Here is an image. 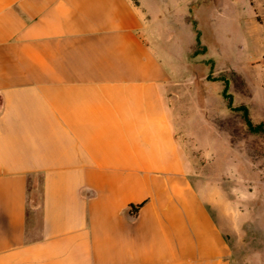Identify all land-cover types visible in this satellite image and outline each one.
I'll list each match as a JSON object with an SVG mask.
<instances>
[{
    "label": "crops",
    "instance_id": "1",
    "mask_svg": "<svg viewBox=\"0 0 264 264\" xmlns=\"http://www.w3.org/2000/svg\"><path fill=\"white\" fill-rule=\"evenodd\" d=\"M160 9L0 0V264H232L173 124ZM197 18L264 54V0H198Z\"/></svg>",
    "mask_w": 264,
    "mask_h": 264
},
{
    "label": "rangeland",
    "instance_id": "2",
    "mask_svg": "<svg viewBox=\"0 0 264 264\" xmlns=\"http://www.w3.org/2000/svg\"><path fill=\"white\" fill-rule=\"evenodd\" d=\"M157 2L170 20L161 39L165 64L174 66L167 100L191 178L223 228L231 263L264 264V133L252 132L237 109L245 105L254 124L264 122V54L241 28L220 44L205 24L198 44V0ZM33 198L40 205V188Z\"/></svg>",
    "mask_w": 264,
    "mask_h": 264
},
{
    "label": "trees",
    "instance_id": "3",
    "mask_svg": "<svg viewBox=\"0 0 264 264\" xmlns=\"http://www.w3.org/2000/svg\"><path fill=\"white\" fill-rule=\"evenodd\" d=\"M197 42H198V44H202L200 31L197 32ZM225 94H227V93H225ZM227 96L229 97V105H230V107H232V102H233L232 96L230 94H227ZM237 109H239L240 111L243 112L245 122H246L248 128L252 132L264 133V122L260 123V124H254V122L252 121V119L250 117L249 108L247 106L242 105V106H239ZM31 199L32 200L34 199L33 196H31ZM143 204L144 203L131 205V209H130L131 214L136 215L139 212V209L143 206Z\"/></svg>",
    "mask_w": 264,
    "mask_h": 264
}]
</instances>
